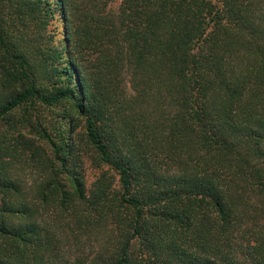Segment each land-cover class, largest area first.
Segmentation results:
<instances>
[{"label":"trees","instance_id":"trees-1","mask_svg":"<svg viewBox=\"0 0 264 264\" xmlns=\"http://www.w3.org/2000/svg\"><path fill=\"white\" fill-rule=\"evenodd\" d=\"M0 264H264V0H0Z\"/></svg>","mask_w":264,"mask_h":264},{"label":"rangeland","instance_id":"rangeland-1","mask_svg":"<svg viewBox=\"0 0 264 264\" xmlns=\"http://www.w3.org/2000/svg\"><path fill=\"white\" fill-rule=\"evenodd\" d=\"M95 173H96V171H94L92 169L89 170V172H88V182H90L91 180L94 179Z\"/></svg>","mask_w":264,"mask_h":264}]
</instances>
